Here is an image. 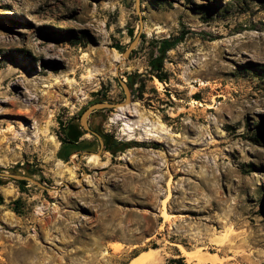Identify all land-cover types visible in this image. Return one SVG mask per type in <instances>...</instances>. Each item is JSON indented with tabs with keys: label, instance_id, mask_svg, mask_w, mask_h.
I'll list each match as a JSON object with an SVG mask.
<instances>
[{
	"label": "rangeland",
	"instance_id": "obj_1",
	"mask_svg": "<svg viewBox=\"0 0 264 264\" xmlns=\"http://www.w3.org/2000/svg\"><path fill=\"white\" fill-rule=\"evenodd\" d=\"M136 5L0 0V264H264V0Z\"/></svg>",
	"mask_w": 264,
	"mask_h": 264
},
{
	"label": "water",
	"instance_id": "obj_2",
	"mask_svg": "<svg viewBox=\"0 0 264 264\" xmlns=\"http://www.w3.org/2000/svg\"><path fill=\"white\" fill-rule=\"evenodd\" d=\"M137 10L138 12L141 14L140 12V0H137ZM134 45L135 43H133L129 49H127L124 53V57H128V55L131 53L132 49L134 48ZM121 85L124 89V92H125V102L124 103H110V102H99V103H96L94 105H92L91 107H89L88 109H86V111L82 114V124L83 126L85 127V129L89 130V127L87 125V118L94 112H97V111H100V110H107V109H117V108H120L122 106H125L127 105V103H129L131 101V93H130V89L128 87V85L124 82H121ZM85 122V124L83 123ZM98 136L99 140H100V143H101V152H102V149L104 147V142L102 140V138L98 135V134H95ZM0 176L1 177H5V178H12V179H17V180H20V181H30L32 183H34L35 185L39 186V187H42L43 189L45 190H48L47 187H45L44 185H42L41 183L35 181L34 179H32L31 177H28V176H24V175H18V174H11V173H2L0 172Z\"/></svg>",
	"mask_w": 264,
	"mask_h": 264
},
{
	"label": "bare ground",
	"instance_id": "obj_3",
	"mask_svg": "<svg viewBox=\"0 0 264 264\" xmlns=\"http://www.w3.org/2000/svg\"><path fill=\"white\" fill-rule=\"evenodd\" d=\"M83 123L85 124V122ZM152 136H156V135H152ZM90 161L93 163H97L99 161V158L91 157ZM163 216L168 221L171 215L168 213V211H164ZM178 246L180 247L182 252L188 255L191 253L188 250H186L182 245H178ZM157 261H158V252L155 250H149L143 252V254H141L140 256L135 257L129 264H157Z\"/></svg>",
	"mask_w": 264,
	"mask_h": 264
},
{
	"label": "trees",
	"instance_id": "obj_4",
	"mask_svg": "<svg viewBox=\"0 0 264 264\" xmlns=\"http://www.w3.org/2000/svg\"><path fill=\"white\" fill-rule=\"evenodd\" d=\"M173 44L170 41H164L162 43V47H161V51L160 53L165 54L167 51L171 50L173 48ZM164 58L161 57V60H163ZM158 60V59H157ZM1 197H0V202H1Z\"/></svg>",
	"mask_w": 264,
	"mask_h": 264
},
{
	"label": "flooded vegetation",
	"instance_id": "obj_5",
	"mask_svg": "<svg viewBox=\"0 0 264 264\" xmlns=\"http://www.w3.org/2000/svg\"><path fill=\"white\" fill-rule=\"evenodd\" d=\"M92 128H93V127L89 128V130L86 129L85 131H88L89 133H91L92 135H94V136H96V137L98 138V136L95 135V134H97V133H96ZM79 139H82V137L79 136ZM98 139H99V138H98ZM72 141H73V142H76V141H74V140H72ZM104 149L111 150V148L107 147L106 144H104L103 150H104Z\"/></svg>",
	"mask_w": 264,
	"mask_h": 264
}]
</instances>
